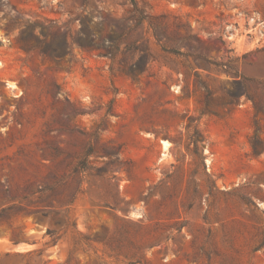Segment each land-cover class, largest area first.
I'll use <instances>...</instances> for the list:
<instances>
[{"label":"rangeland","instance_id":"374dc122","mask_svg":"<svg viewBox=\"0 0 264 264\" xmlns=\"http://www.w3.org/2000/svg\"><path fill=\"white\" fill-rule=\"evenodd\" d=\"M135 1L0 0V264H264V0Z\"/></svg>","mask_w":264,"mask_h":264},{"label":"bare ground","instance_id":"6f19581e","mask_svg":"<svg viewBox=\"0 0 264 264\" xmlns=\"http://www.w3.org/2000/svg\"><path fill=\"white\" fill-rule=\"evenodd\" d=\"M28 249V247L26 245H18L13 247V250L15 251H26Z\"/></svg>","mask_w":264,"mask_h":264},{"label":"trees","instance_id":"16d2710c","mask_svg":"<svg viewBox=\"0 0 264 264\" xmlns=\"http://www.w3.org/2000/svg\"><path fill=\"white\" fill-rule=\"evenodd\" d=\"M130 2L132 4L134 10L137 11L136 1L135 0H130Z\"/></svg>","mask_w":264,"mask_h":264}]
</instances>
